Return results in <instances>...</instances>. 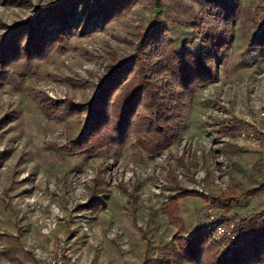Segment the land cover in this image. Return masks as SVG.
<instances>
[{
  "label": "rangeland",
  "instance_id": "rangeland-1",
  "mask_svg": "<svg viewBox=\"0 0 264 264\" xmlns=\"http://www.w3.org/2000/svg\"><path fill=\"white\" fill-rule=\"evenodd\" d=\"M63 1L0 0V37ZM89 1H78L81 20H70L75 30L64 52L41 62L32 78L0 85V264H35L76 233L78 244L109 243L125 264H187L176 255L179 227L163 215L164 204L174 200L167 212L181 217L189 234L208 225V205L235 222L264 211V188L234 202L264 183V147L248 137L264 108V63L243 62L264 0H224L244 8L245 25L233 21L231 49L216 81L188 103L179 141L152 160L134 147L135 139L123 150L71 156L64 145L82 132L86 109L59 120L64 106L50 117L40 102L86 107L103 82L129 65L148 28L165 24L177 46L193 37L196 45L217 22L206 0H132L121 16L97 25ZM183 190L203 196L173 199ZM220 196L234 199L228 210L211 203Z\"/></svg>",
  "mask_w": 264,
  "mask_h": 264
},
{
  "label": "trees",
  "instance_id": "trees-1",
  "mask_svg": "<svg viewBox=\"0 0 264 264\" xmlns=\"http://www.w3.org/2000/svg\"><path fill=\"white\" fill-rule=\"evenodd\" d=\"M78 1L64 0L42 15L11 26L8 33L0 37L1 86L13 80L23 82L32 78L41 62L53 53L65 51L68 38L75 30V24L71 25L70 20L75 19L76 25L81 20L74 11ZM91 1L94 24L104 25L121 16L132 0ZM156 1L159 5L161 0ZM206 1L209 16L217 25L209 28L198 44L195 45L196 38L193 37L177 46L165 24L154 25L144 31L129 65L118 68L103 82L86 107L71 105L67 108L64 100L40 102L44 115L50 117H56L55 113L64 106L56 117L59 120L81 115L86 109L88 120L82 132L64 145V150L73 157L92 158L104 149L123 150L131 139H135L134 147L147 160H152L179 141L188 103L199 90L216 81L217 67L228 58L233 21L238 19L243 25L246 22L245 10L240 4L224 0ZM68 10L70 17L67 16ZM49 17H58L60 22L46 24ZM246 51V57H243L245 67L264 63V17L255 27ZM148 55L155 60L150 62ZM120 73H123L122 79L113 82ZM263 188L264 183L238 199L220 196L212 198L211 203L228 210L231 201L239 203L245 196ZM202 196L196 190H183L173 199ZM166 204L162 207L163 215L169 219L172 217L174 222H170L179 227L173 239L178 251L176 255L181 261L187 264H258L263 261L264 211L236 222L244 240L235 248H229L213 238L208 225L187 233L181 217L171 216L167 212L169 204Z\"/></svg>",
  "mask_w": 264,
  "mask_h": 264
},
{
  "label": "built area",
  "instance_id": "built-area-1",
  "mask_svg": "<svg viewBox=\"0 0 264 264\" xmlns=\"http://www.w3.org/2000/svg\"><path fill=\"white\" fill-rule=\"evenodd\" d=\"M258 126L251 132L249 142L253 146L264 147V108L257 112ZM216 209L211 205L207 207V220L208 226L211 227L212 236L215 240L226 244L229 248H235L239 243L244 240V235L237 228V224L234 220L227 216L217 214ZM35 264H88L82 262L77 256L68 250L64 245L59 243L54 249L51 255L38 258Z\"/></svg>",
  "mask_w": 264,
  "mask_h": 264
},
{
  "label": "crops",
  "instance_id": "crops-1",
  "mask_svg": "<svg viewBox=\"0 0 264 264\" xmlns=\"http://www.w3.org/2000/svg\"><path fill=\"white\" fill-rule=\"evenodd\" d=\"M77 236L78 234L76 233L74 237L77 238ZM74 237H72L71 240L69 238H66L65 240L64 238L62 244L68 250L74 253L79 260L88 262L90 264H125L126 263L121 257L117 255V252H115L113 246H111L109 243L105 242L104 247H101V248H99L98 246L93 247L92 244H91L92 246L91 247L89 244H87L84 241L82 242L83 244L75 243ZM49 249H50V246L48 250ZM51 253L44 252L43 254L47 257L51 255ZM119 258H121V260ZM139 264H142V263H139Z\"/></svg>",
  "mask_w": 264,
  "mask_h": 264
}]
</instances>
